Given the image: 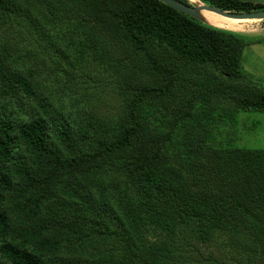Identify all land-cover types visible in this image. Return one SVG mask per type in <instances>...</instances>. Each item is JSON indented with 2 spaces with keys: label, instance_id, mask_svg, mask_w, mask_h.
<instances>
[{
  "label": "trees",
  "instance_id": "obj_1",
  "mask_svg": "<svg viewBox=\"0 0 264 264\" xmlns=\"http://www.w3.org/2000/svg\"><path fill=\"white\" fill-rule=\"evenodd\" d=\"M201 1L231 11L264 8L246 0ZM33 3L43 5L44 13L34 11ZM52 4L78 22L66 32L45 27L49 21L35 23L66 63L60 74L72 79L84 57L105 55L120 64L118 85L131 95L115 135L104 134L90 112L70 119L62 105L53 106L55 99L41 94L46 88L36 67L21 71L13 64L18 56L0 54V96L26 116L20 121L0 109V264H95L74 256L75 245L93 233L130 244L119 231L134 233L125 196L108 198L106 185L98 197L93 190L92 176L111 167L128 176L148 221L162 232L207 239L243 230L264 264V149L208 148L196 110L198 101L213 95L230 98L241 110H264V93L236 82L245 38L160 0H0V13L33 10L47 17ZM127 48L143 56L125 64L120 52L108 54ZM179 77L189 83L185 91ZM69 81L64 92L72 94ZM141 106L151 110L143 115ZM202 113L210 117L207 108ZM163 120L169 128L161 129ZM93 130L101 136L92 148ZM166 142L178 143L182 165L168 160ZM159 249L152 248L144 264H159Z\"/></svg>",
  "mask_w": 264,
  "mask_h": 264
},
{
  "label": "rangeland",
  "instance_id": "obj_2",
  "mask_svg": "<svg viewBox=\"0 0 264 264\" xmlns=\"http://www.w3.org/2000/svg\"><path fill=\"white\" fill-rule=\"evenodd\" d=\"M189 2L194 5L206 4L201 0H190ZM37 7L40 12L44 13L43 5L33 3L34 11ZM33 10H29L27 14L16 11L0 13V54L7 52L10 57L18 56L19 58L14 60L13 64L21 71L27 67H36L39 71L38 78L46 88L41 90V94L54 98L53 106L62 105L69 112L68 118L72 119L78 115V112L85 110L91 113L95 121L94 127L102 130L104 134L115 135L118 118L131 95L128 92L124 93L122 86L118 85L121 81L120 64L115 60L111 62L105 55L104 57L97 56L95 60L91 56L84 57L80 65L76 66L71 73L74 78L69 81L66 75L60 74L66 69V63L63 62L61 54L54 50L52 44L46 39L44 33L38 30L35 23L49 21L51 23L45 24V27L54 24L61 29V32H66L69 31L67 27H72L74 30L78 22L69 20L66 13L54 4L51 5L52 14L47 17ZM233 19L236 20L233 25L222 27L225 30H233L245 38L241 55V75L236 82L240 86L254 87L260 93H264V19ZM114 52L108 54L115 56L116 52H120L125 64L137 59L138 56H143L141 52H135L131 48L125 49V53H122L120 49ZM57 66L60 69L54 74L53 71L57 69ZM68 81L67 86L73 90L72 94L64 92L68 90L65 85ZM177 84L183 91L186 90L185 86L188 89L189 83L181 77L177 79ZM191 86H193L192 83L189 89ZM207 90V88L203 89L204 96L207 95ZM193 94L194 91L191 95ZM75 99L77 103L73 104ZM5 100L6 98L0 96V109L13 113V117L20 121L26 118L25 115L16 112ZM198 103L196 110L197 117L200 119V128L202 132L209 135L207 147L232 146L241 149L242 147L264 149V110L238 109L230 98L220 95L211 96L208 102L200 100ZM204 108L209 110L210 117H205L202 113ZM139 110L145 115L151 109L141 106ZM169 127V121L161 122V129ZM178 129L182 130L183 127ZM98 130L90 132L92 148L98 144L97 137L101 136ZM166 149L169 152L168 160L173 164L182 165L183 154L179 156L178 143L166 142ZM17 152H22L20 147ZM105 171L106 173L100 176H92L95 182L93 190L98 197L101 185H106L109 187V191L106 192L108 198L109 195L121 193L125 196L129 206V217L135 220L133 222L134 233H131L129 228L119 229V231L124 234L125 238L130 239L131 243L123 242L118 236L93 233L75 245L77 247L75 257L82 260L89 259L95 264H102V262L106 264H144L148 260L151 249L158 246L161 248L158 251L160 255H157L159 264L263 263L259 262L261 257L259 246L252 241L249 233L243 230L242 234L215 232L207 239L186 231H177L175 234L162 232L159 227L148 221V215L140 207V197L135 192L128 176L122 170L112 167ZM112 203L115 204L116 201ZM134 254L140 255V258L137 259Z\"/></svg>",
  "mask_w": 264,
  "mask_h": 264
},
{
  "label": "water",
  "instance_id": "obj_3",
  "mask_svg": "<svg viewBox=\"0 0 264 264\" xmlns=\"http://www.w3.org/2000/svg\"><path fill=\"white\" fill-rule=\"evenodd\" d=\"M160 1L201 21H203L200 17V11L202 9L210 10L217 14L232 18L259 19V20L264 19V8L258 10H251V11H231L203 3H201L200 5H194L191 2L185 3L181 0H160Z\"/></svg>",
  "mask_w": 264,
  "mask_h": 264
},
{
  "label": "bare ground",
  "instance_id": "obj_4",
  "mask_svg": "<svg viewBox=\"0 0 264 264\" xmlns=\"http://www.w3.org/2000/svg\"><path fill=\"white\" fill-rule=\"evenodd\" d=\"M200 17L202 20L211 23L213 25L222 27V26H231L235 23V19H233L232 17H227L224 15H220L217 14L215 12H212L210 10H206V9H202L200 11ZM240 19H244V18H240Z\"/></svg>",
  "mask_w": 264,
  "mask_h": 264
},
{
  "label": "crops",
  "instance_id": "obj_5",
  "mask_svg": "<svg viewBox=\"0 0 264 264\" xmlns=\"http://www.w3.org/2000/svg\"><path fill=\"white\" fill-rule=\"evenodd\" d=\"M246 1H252V2L264 3V0H246Z\"/></svg>",
  "mask_w": 264,
  "mask_h": 264
}]
</instances>
